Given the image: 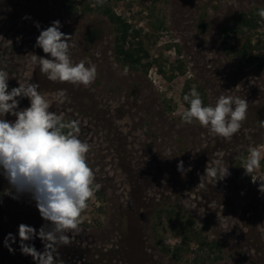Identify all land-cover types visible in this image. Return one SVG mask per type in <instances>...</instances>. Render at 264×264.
<instances>
[{"label":"rangeland","instance_id":"1","mask_svg":"<svg viewBox=\"0 0 264 264\" xmlns=\"http://www.w3.org/2000/svg\"><path fill=\"white\" fill-rule=\"evenodd\" d=\"M65 2L0 0V70L9 74L8 90L18 82L38 83L51 111L64 121H79V139L90 145L87 162L100 185L82 213L80 231L58 249L59 260L264 264V51L255 43L258 35L264 39L262 21L259 29L240 31L229 41L235 50L223 51L221 42L232 15L255 16L264 0H103L130 25L128 42L140 39L147 52L141 63L150 64L147 73L115 60V32L105 17L82 13L86 4L99 5L96 0H75L76 14ZM57 20L76 44L70 49L72 61L96 66L88 87L50 81L31 61V54L50 58L35 45L40 31ZM201 23L207 27L200 28ZM89 26L100 30L99 39L86 42ZM247 37L252 54H261L253 65L238 57ZM193 85L204 106H214L221 95L246 99L247 118L231 139L210 134L196 121L182 122L183 94ZM61 90L63 103L57 100ZM17 99V111L30 106L28 98ZM4 119L16 117L9 113ZM252 147L262 153L260 168L251 174L258 177L254 185L251 175L243 181L245 169L238 164ZM217 159L229 175L216 181L219 177L204 175ZM189 219L193 223L184 240ZM47 223L32 197L17 195L0 172V233L17 240L10 245L13 251L0 249V264H36L21 253L19 225L38 234ZM25 243L44 249L38 235Z\"/></svg>","mask_w":264,"mask_h":264},{"label":"clouds","instance_id":"2","mask_svg":"<svg viewBox=\"0 0 264 264\" xmlns=\"http://www.w3.org/2000/svg\"><path fill=\"white\" fill-rule=\"evenodd\" d=\"M102 4L103 0H96ZM257 15L264 20V8ZM39 28V24L36 25ZM60 21L40 31L37 47L50 58L31 54L33 64L48 80L73 85H91L97 75L94 64L85 60L74 63L70 49L76 47L72 36L63 33ZM9 74L0 70V172L17 195L29 194L36 203L40 216L47 222L37 234L36 229L19 225L20 250L29 255L36 264H63L58 249L71 243V235L80 231L82 213L95 196L100 185L95 183L94 170L87 162L90 145L79 139V121H64L51 111L49 101L39 92V84L30 81L19 83L8 90ZM28 98L30 106L17 111L19 100ZM65 91L57 94V100L64 102ZM189 107L182 111L181 119L186 124L193 121L207 128L210 134L231 139L247 118L248 102L234 96L221 95L214 106H204L200 93L193 85L190 93L183 96ZM16 117L15 121L4 119L6 114ZM264 128V121H260ZM261 150L249 149L242 167L251 175L260 168ZM183 172V161L178 164ZM229 175L228 166L221 159L205 169V175L222 180ZM253 182L258 177L252 176ZM264 191V186L261 187ZM15 198V197H13ZM38 235L44 245L42 252L34 245L25 243ZM15 242L12 234L6 237ZM9 251H13L9 247Z\"/></svg>","mask_w":264,"mask_h":264},{"label":"trees","instance_id":"3","mask_svg":"<svg viewBox=\"0 0 264 264\" xmlns=\"http://www.w3.org/2000/svg\"><path fill=\"white\" fill-rule=\"evenodd\" d=\"M64 7L71 11L72 13L76 14V8L74 6L75 0H65ZM98 13L105 17L107 21L112 25L113 31L115 32L114 34V56L115 60L119 63H121L122 66H127L128 68L131 69H137L139 66H142L144 68V73H147V69L150 66L149 63L142 64L141 61L143 57L147 56V52H145L142 48L141 41L140 39L138 40H133L132 42H128L127 40L128 37V30L130 28V25L126 23L125 20H123L119 15H117L115 12L112 11V9L108 6V4L102 3L97 5L96 7L92 8L90 5L86 4L82 7V13L87 14V13ZM258 10H256L253 15H250L248 13H240L238 16L232 15L228 22V25H226L222 30H221V35L223 36L222 38V46H223V51H229V50H235V46L231 45L229 41L235 37V35L238 34L240 31H247L253 30V29H259L260 25L258 24L259 21H262V25L264 26V20H262L258 15H257ZM259 19V20H258ZM92 26V25H91ZM200 28H206V24H199ZM241 33V32H240ZM139 36L138 32L133 33L134 39H137ZM100 38V30L96 27H90L89 29L85 31V40L86 42H91L95 41ZM257 46H261L263 51H264V39H262V36L258 35L256 42ZM252 45L250 44V37H247L244 44L241 47L240 52H238V57L242 61H248L253 65V62H259L260 55L252 54ZM258 66L260 65L259 63L257 64ZM161 73L163 71L160 69L159 70ZM185 95V92L184 94ZM187 108L189 105L186 103ZM244 160L240 159L238 161V164L241 166L243 165ZM243 174V181L249 182V174H247L244 170L241 172ZM236 174V173H235ZM161 213V212H160ZM187 226L182 229V233L186 235L184 236V240L187 239V233L189 231V226L193 223L192 220H186ZM9 234H4L3 232L0 233V249L7 250L10 245H12L13 241L9 240L8 241V246L5 245V240L6 237H8ZM17 242V240H15ZM200 243V242H199ZM78 253H82L83 250L81 248H77Z\"/></svg>","mask_w":264,"mask_h":264},{"label":"built area","instance_id":"4","mask_svg":"<svg viewBox=\"0 0 264 264\" xmlns=\"http://www.w3.org/2000/svg\"><path fill=\"white\" fill-rule=\"evenodd\" d=\"M116 14H117V13H116ZM117 15H119V14H117ZM254 177H255V176H254ZM256 181H258V180H256ZM256 181H255V182H256ZM259 181H260V182H261V184L263 185V182H262V180H259ZM250 182L252 183V185H254V183H255V182H253V180H252V177H251V179H250ZM257 183H258V182H257Z\"/></svg>","mask_w":264,"mask_h":264}]
</instances>
